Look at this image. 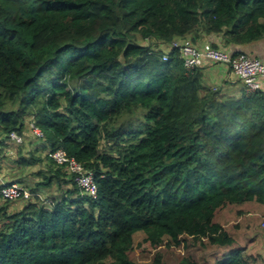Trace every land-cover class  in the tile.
I'll use <instances>...</instances> for the list:
<instances>
[{"label":"trees","instance_id":"16d2710c","mask_svg":"<svg viewBox=\"0 0 264 264\" xmlns=\"http://www.w3.org/2000/svg\"><path fill=\"white\" fill-rule=\"evenodd\" d=\"M189 36L244 53L228 48L264 40V0H0V135L24 138L3 150L20 168L48 161L33 192L62 191L11 212L0 185V264H140L132 251L172 264L163 245L204 264L236 244L215 217L264 205V85L228 97L176 50L163 60L160 44ZM32 120L44 154L26 158ZM60 149L94 173L97 198L50 158ZM250 262L241 249L215 264Z\"/></svg>","mask_w":264,"mask_h":264},{"label":"built area","instance_id":"2783aa9c","mask_svg":"<svg viewBox=\"0 0 264 264\" xmlns=\"http://www.w3.org/2000/svg\"><path fill=\"white\" fill-rule=\"evenodd\" d=\"M169 52H164L163 60H169V54L176 50L179 58L187 72L195 69H201L206 60L216 65L228 67L232 75L244 85V94L252 95L260 91L264 82V63L249 54L239 53L232 55L230 52L215 48L211 43L198 45L192 39L175 40L169 45ZM29 129L39 140L44 139L42 130L32 120L29 123ZM24 138L18 132H12L0 137V161L4 157L3 144L22 145ZM50 158L57 166L62 167L64 171L73 178L74 183L80 189L81 195L92 199L97 198L98 187L95 181L94 173L88 171L85 167L70 158L63 149L50 153ZM3 200L6 201H32L35 198L41 199L46 206L52 205V200L45 199L39 193L19 184L11 183L4 185L1 190ZM49 200V201H48Z\"/></svg>","mask_w":264,"mask_h":264},{"label":"crops","instance_id":"0c3cea01","mask_svg":"<svg viewBox=\"0 0 264 264\" xmlns=\"http://www.w3.org/2000/svg\"><path fill=\"white\" fill-rule=\"evenodd\" d=\"M188 39H192L193 37L189 36ZM220 39L218 37L212 36V37H207V36H201L200 39H198L197 41H195L196 44L198 45H203L205 43H216L219 42ZM170 45V44H169ZM169 45L164 44L161 45L160 44V48L162 50H164V52H169ZM229 51H231L233 53V51H237V52H244L250 55H253L254 57L260 59L262 62H264V40H261L260 42L257 43H253L250 45H245V46H235V47H231L228 48ZM202 72H203V86L207 89H221L223 95H226L228 97H241L242 95H244V85L242 84V82H240L239 80H237L233 75H232V71L226 67V66H222V65H216L211 63L210 61L206 60L204 62L203 67L201 68ZM264 85V82H263ZM1 137V135H0ZM33 142L32 137L30 135L29 130L27 129V138L25 140V147H24V151H23V157L26 158H30L28 156H33L34 154L32 152H36V153H40L39 155H37L38 157L42 154H44L42 152V143L36 147V145H30L29 144ZM16 146V145H13ZM35 146V147H33ZM4 157L5 155L10 158V163H12L13 158H18L17 152L15 151V148H8L6 149V152H4ZM27 155V156H26ZM3 157V158H4ZM15 161V160H14ZM12 164H17V162H15ZM9 164H6V167L3 168L2 167V163H0V174H2L1 180H0V185L3 184H8V183H13V182H17V183H25V179H20L17 178V176H13V175H8L11 172H15L17 170H21V169H26V168H20L19 164L16 165L17 169H9ZM11 166V165H10ZM11 167H15L14 165ZM10 172V173H9ZM23 185V184H22ZM25 186V185H23ZM28 187V186H27ZM46 190V189H45ZM43 190V191H45ZM39 193L42 195V189H39ZM43 196V195H42ZM44 197V196H43ZM17 204V203H16ZM258 209L257 210H248L245 209L243 206L242 207H235V206H229L226 207L225 210H227V212L233 214V226L229 225V223H223L224 220L219 221V223L221 225H223L227 231L233 235V237L236 239V244L234 245L235 247H237V249H233L234 250H244L246 257H249L252 264H264V237L262 239V236H264V230L263 233H261L260 231H258L256 228L253 229V232L251 231V225L248 224L247 219L249 218L250 215L255 216V214H260V215H264V207L258 205ZM230 208V209H228ZM245 222H247V225H243ZM264 225V223H263ZM263 227V226H262ZM264 228V227H263ZM257 231V232H256ZM244 232V233H243ZM247 234L249 236H247ZM261 243V245H260ZM251 244H255L256 248L254 250H250L251 249ZM260 245V246H259ZM233 246V247H234ZM257 250L262 251L261 253H256Z\"/></svg>","mask_w":264,"mask_h":264},{"label":"rangeland","instance_id":"374dc122","mask_svg":"<svg viewBox=\"0 0 264 264\" xmlns=\"http://www.w3.org/2000/svg\"><path fill=\"white\" fill-rule=\"evenodd\" d=\"M141 42H142V40H141ZM214 90H218V91H220L222 93V90L221 89H214ZM29 123L30 122L27 121L26 124H27V128H28V130L30 132V135L32 137V140H33V142L32 143L29 142V144L30 145H36V147H38L41 144V141L39 139H37L35 137V135L32 133V131L29 129V127H28V124ZM33 147H35V146H33ZM14 148H17V147H14ZM32 153L34 155L33 156L30 155L28 157H30V158H32V157H38L37 155L40 154V153H36L35 151L32 152ZM10 160L11 159L8 158L5 155V157L0 161V163H2V167L5 168L6 167V164H9ZM17 160H18V158H16V159L13 158L14 163L17 162ZM13 161H12V163H13ZM49 162L51 163V161H49ZM12 163L9 164V166H8L9 169L10 170H12L14 168L17 169L16 168V165L17 164L16 163L15 164H12ZM10 165L11 166L14 165L15 167H11ZM45 165L46 166L48 165V161H45L43 164H40V165L39 164H35V162L33 161L32 165L30 167H28L26 169L17 170L15 172H11V173L9 172L10 174H8V175H13V176L16 175L17 178L25 179V181H24L25 183H21V184H23L25 186H28V187H33L37 183H39L44 176H48V174H50L49 171H47L45 169ZM1 177H2V174H0V180H1ZM40 189H42V188H40ZM45 189H42V191L45 190V191L42 192V195L44 196L45 199L52 200V199H55L57 197V196H55L56 194H58V195H61L62 194L61 188L58 187V184L54 185L53 188H45ZM25 203L26 202H24V201H16V202H14L12 204L11 208H10L11 212H18V211L22 210L23 207H24V205H25ZM258 205L264 207V205H261V204H259L257 202H251V203H247V204H244V205H232V207L235 206V207H238L239 208V207H242L243 206L245 209H248V210H257L258 207H259ZM225 209L226 208L220 210L217 213V215L215 217V222H219V221H222V220L226 219V220L223 221V223H226L227 222V224L229 223V225L233 226V214L227 212V210H225ZM228 209H230V208H228ZM247 222H248V224L251 225V231L252 232H253V229L256 228L258 231H260L261 233H263V230H264V228H263L264 227V225H263V223H264V215H260V214H255V216L250 215L249 218L247 219ZM247 222H245L243 225H247ZM247 236H249V235L247 234ZM143 237H144L143 233H141V232L137 233L135 235L136 243L140 242ZM263 237L264 236H262V239H263ZM260 245H261V243H260ZM250 246H251V249L250 250H254L256 248V245L255 244H251ZM200 247L201 246H199V247L198 246H192L193 251H196V253L199 252L200 249L202 248V247L201 248ZM235 248L237 249V247H235V246L234 247L231 246V247H228V248H222V249H218L217 248L218 252L217 251L215 252V257H213V258H211L209 256L211 253H208V252H205L204 254H201V256L202 255L203 256H206V259H205V263L204 264H215L218 260H222L224 258V254L225 253H227L228 251H232ZM202 249H204V248H202ZM214 249H216V247L215 248H212L211 250H214ZM159 250L161 251L162 254H164V256H165L164 258L167 261H169L170 263H172V264H178L179 261H180V259H182L184 257V252H185V251H183V249L182 250H179V251L178 250H175V249H172V248L171 249L170 248L168 249V248L165 247V245H163V247H161ZM261 252L262 251H260V250H257L256 251L257 254L258 253H261ZM155 253L149 255V254H142V253H139V252H136V251H132V253L130 254V256H131V258L133 260H135L136 262H138L140 264H149L153 260V257L155 255Z\"/></svg>","mask_w":264,"mask_h":264},{"label":"clouds","instance_id":"9594fccd","mask_svg":"<svg viewBox=\"0 0 264 264\" xmlns=\"http://www.w3.org/2000/svg\"><path fill=\"white\" fill-rule=\"evenodd\" d=\"M5 154V153H4ZM3 159V158H2ZM13 183H17V182H13ZM20 184V183H19ZM4 185H8V184H3L2 186H4ZM22 185V184H21ZM25 187H27V186H25ZM28 188V187H27ZM30 189V188H29ZM32 190V189H31ZM35 193H37V192H35ZM39 193V192H38ZM40 194V193H39ZM41 195V194H40ZM42 196V195H41ZM43 197V196H42ZM3 199V198H2ZM37 198H35V199H33V200H36ZM20 201H22V200H20ZM24 202H27V201H24ZM30 202V201H29Z\"/></svg>","mask_w":264,"mask_h":264}]
</instances>
